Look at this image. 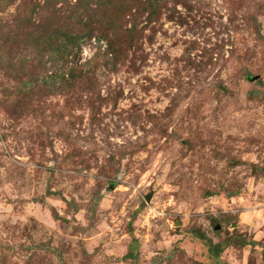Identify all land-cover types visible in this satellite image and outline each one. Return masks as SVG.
Returning <instances> with one entry per match:
<instances>
[{
    "label": "rangeland",
    "instance_id": "1",
    "mask_svg": "<svg viewBox=\"0 0 264 264\" xmlns=\"http://www.w3.org/2000/svg\"><path fill=\"white\" fill-rule=\"evenodd\" d=\"M34 1L0 0V264H264V0H53L39 34L114 38L61 61Z\"/></svg>",
    "mask_w": 264,
    "mask_h": 264
},
{
    "label": "trees",
    "instance_id": "2",
    "mask_svg": "<svg viewBox=\"0 0 264 264\" xmlns=\"http://www.w3.org/2000/svg\"><path fill=\"white\" fill-rule=\"evenodd\" d=\"M60 0H35L34 2L30 3V7L27 6L22 9L20 12L22 14V27H21V34L24 39H26L27 45L33 44L38 48L40 51V44L44 51L51 54L56 58H59L60 61L63 60L67 55L71 53V51L77 47L80 42H82L86 38H91L95 35L99 37H104L107 39L109 43V48L112 49L114 47V38L109 40V33L112 30L108 27L110 23L104 20V23L99 25H94V23H88L84 20L80 19V24L77 26L76 31H69L63 27L61 24L54 22L52 23H45L46 28L41 32L43 34H39L40 31L37 29L36 22L41 21L44 19L42 18L43 14L48 11L50 4L57 3ZM88 2L91 0H87ZM85 1V2H87ZM51 2V3H50ZM157 6L156 0H146V7L147 9H151L152 15L155 13V8ZM44 26V27H45ZM29 27V28H28ZM24 29H30L29 35L27 36L24 32ZM64 79L73 78V74L69 73L68 76L63 74ZM67 77V78H66ZM209 252L213 256H218L221 252V247L219 245H209L208 247Z\"/></svg>",
    "mask_w": 264,
    "mask_h": 264
},
{
    "label": "water",
    "instance_id": "3",
    "mask_svg": "<svg viewBox=\"0 0 264 264\" xmlns=\"http://www.w3.org/2000/svg\"><path fill=\"white\" fill-rule=\"evenodd\" d=\"M149 199V198H148Z\"/></svg>",
    "mask_w": 264,
    "mask_h": 264
}]
</instances>
